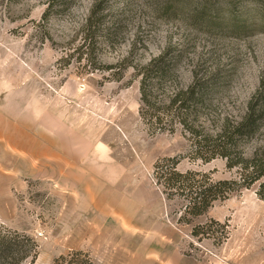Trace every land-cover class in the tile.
<instances>
[{
    "label": "rangeland",
    "instance_id": "rangeland-1",
    "mask_svg": "<svg viewBox=\"0 0 264 264\" xmlns=\"http://www.w3.org/2000/svg\"><path fill=\"white\" fill-rule=\"evenodd\" d=\"M159 65L172 75L152 101L219 78L191 117L203 133L264 108V0H0V229L35 242L31 264L71 251L93 264H264L257 185L198 217L156 185L166 159L214 183L238 177L224 159L193 160L169 116L141 121L138 73ZM263 140L264 115L238 151Z\"/></svg>",
    "mask_w": 264,
    "mask_h": 264
},
{
    "label": "trees",
    "instance_id": "trees-1",
    "mask_svg": "<svg viewBox=\"0 0 264 264\" xmlns=\"http://www.w3.org/2000/svg\"><path fill=\"white\" fill-rule=\"evenodd\" d=\"M153 61L149 67L154 66ZM160 72H139L140 106L139 117L151 129L161 127V117L169 116L182 127L187 135L189 156L193 160L209 163L221 158L226 168L238 169L235 180L211 182L209 178L198 173L181 174L176 171L178 161L166 159L153 168L156 185L163 189L162 194L170 199L180 196L187 200V212L198 217L207 212L212 203L225 199L227 195L248 190L257 185L256 195L264 201V140L254 148L252 155L243 156L238 151L239 142L254 137L260 130V121L264 108L259 105L249 107L245 116L236 123L225 120L214 133H203L191 122L202 102L208 101L218 86V79L206 77L198 81L194 76L193 83L185 90H177L164 100L152 101V92L169 79L172 72H165L166 65H159ZM148 70V68H147ZM161 116V117H160ZM159 131H165L159 128ZM167 131V130H166ZM173 130H171L172 132ZM170 132V130H169ZM238 152V153H237ZM35 242L17 232L0 229V264L33 263L36 259ZM52 264H93L87 253L71 251L56 258Z\"/></svg>",
    "mask_w": 264,
    "mask_h": 264
},
{
    "label": "crops",
    "instance_id": "crops-1",
    "mask_svg": "<svg viewBox=\"0 0 264 264\" xmlns=\"http://www.w3.org/2000/svg\"><path fill=\"white\" fill-rule=\"evenodd\" d=\"M56 156H58V158H59V161H60L61 155H59L58 153H57V154H55V156H54V160H55V161H57V160H56Z\"/></svg>",
    "mask_w": 264,
    "mask_h": 264
}]
</instances>
